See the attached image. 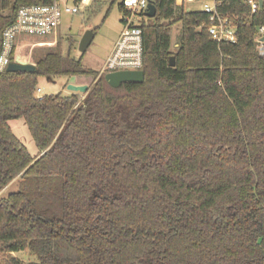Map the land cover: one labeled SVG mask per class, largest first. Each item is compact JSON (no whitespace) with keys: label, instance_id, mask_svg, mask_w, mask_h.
<instances>
[{"label":"trees","instance_id":"trees-1","mask_svg":"<svg viewBox=\"0 0 264 264\" xmlns=\"http://www.w3.org/2000/svg\"><path fill=\"white\" fill-rule=\"evenodd\" d=\"M48 2L0 0V51L17 8ZM148 2L142 83L110 87L71 56L72 35L34 50L35 70L0 72V191L18 189L0 198L3 264H264L262 21L224 1L237 41L218 45L205 13ZM81 76L84 93L35 94L41 77ZM19 118L35 156L9 126Z\"/></svg>","mask_w":264,"mask_h":264},{"label":"built area","instance_id":"built-area-1","mask_svg":"<svg viewBox=\"0 0 264 264\" xmlns=\"http://www.w3.org/2000/svg\"><path fill=\"white\" fill-rule=\"evenodd\" d=\"M224 1L231 0H174V3L182 6L184 10L186 3L200 6L199 10L189 12H201L208 15V23L203 27L207 28L211 40L220 45L223 42L237 41L233 17L219 10ZM237 1H241L248 7L246 19L262 21L257 28L254 41L257 54L264 56V0ZM91 3L92 0H49L43 5L32 4L17 8L14 20L2 32L0 72L6 70L10 62L19 61L17 56L20 38L26 35L56 36L65 16H78L87 10ZM148 3V0H121L119 7L124 12V18L121 21L122 30L105 58L103 66L99 69V74L142 70L144 60L140 22L145 17ZM26 55V63L35 64L30 62V52ZM41 93L42 90L37 87L35 94L40 97Z\"/></svg>","mask_w":264,"mask_h":264},{"label":"rangeland","instance_id":"rangeland-1","mask_svg":"<svg viewBox=\"0 0 264 264\" xmlns=\"http://www.w3.org/2000/svg\"><path fill=\"white\" fill-rule=\"evenodd\" d=\"M120 2L121 0H92L88 9L78 16H65L62 20L61 29H59L56 36L39 37L26 35L23 38H20L19 48L22 46V50L20 49V52L25 55L30 52V62L34 63L32 56L34 50L44 47H54L60 37L72 35L76 43L75 47L71 51V56L76 59L82 57V62H84L86 67L99 71L100 67L103 65L104 58L113 44L112 42L115 40L117 33L122 28L121 21L124 18V12L121 7H119ZM176 6L183 8L179 5ZM199 9L200 6L198 5L191 3L185 4V11H194ZM88 30H97L96 35L87 50L85 52H80L78 49V42L80 37ZM180 31L181 25L179 23L174 24L170 34L172 49H175L179 44L178 40ZM67 49V44H64V52H66ZM38 81V87L42 90L41 95L57 93L64 95L70 93V91L67 90V81L68 84L84 83L85 85L90 86L93 79L88 76H81L67 80L56 79L53 82L41 77ZM9 126L11 127L13 134L16 135L25 146L28 153L35 156L37 154V149L32 136L27 130L24 120L22 118L11 119L9 121ZM16 180L17 178L0 191V198L6 197L8 194L18 190ZM13 256L24 262L31 260L27 251L15 252ZM5 257L6 255L4 253H0V264L5 262Z\"/></svg>","mask_w":264,"mask_h":264},{"label":"water","instance_id":"water-1","mask_svg":"<svg viewBox=\"0 0 264 264\" xmlns=\"http://www.w3.org/2000/svg\"><path fill=\"white\" fill-rule=\"evenodd\" d=\"M147 11L145 12V17L153 18L156 14V6L153 3H148ZM95 33L93 30L86 31L78 42L79 51L85 52L87 48L90 46ZM170 66H174L173 56H170ZM36 65L31 63H22L20 61L10 62L9 66L6 68L7 71H33L35 70ZM104 79H106L107 83L112 88H117L121 83L124 82H139L142 83L144 81L143 71L142 70H134V71H116L113 73H107L104 75ZM88 89V86L85 84L76 85L69 83L67 84V90L73 93H84Z\"/></svg>","mask_w":264,"mask_h":264},{"label":"bare ground","instance_id":"bare-ground-1","mask_svg":"<svg viewBox=\"0 0 264 264\" xmlns=\"http://www.w3.org/2000/svg\"><path fill=\"white\" fill-rule=\"evenodd\" d=\"M20 49H22V46H20V48H19V54L17 56V59L22 63H26L27 62V55L20 53Z\"/></svg>","mask_w":264,"mask_h":264},{"label":"crops","instance_id":"crops-1","mask_svg":"<svg viewBox=\"0 0 264 264\" xmlns=\"http://www.w3.org/2000/svg\"><path fill=\"white\" fill-rule=\"evenodd\" d=\"M60 29H61V28H60ZM121 30H122V28H121ZM121 30L117 33V35H116V37H115V40H116V38L118 37V35H119V33L121 32ZM115 40L112 42L113 44H112L110 50L108 51V54H109L110 51L112 50V48H113V46H114V44H115V43H114ZM108 54H107V55H108ZM107 55H106V57H107ZM106 57H105V58H106ZM105 58H104V60H105ZM104 60H103V61H104ZM104 62H105V61H104ZM104 62H103V64H104ZM102 66H103V65H102ZM102 66H101V67H102ZM101 67H100V68H101ZM81 84H84V83H81ZM81 84H78V83H77L76 85H81Z\"/></svg>","mask_w":264,"mask_h":264}]
</instances>
